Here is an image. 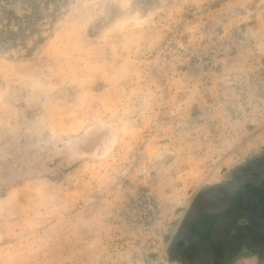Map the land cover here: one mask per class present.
Masks as SVG:
<instances>
[{"label":"rangeland","instance_id":"374dc122","mask_svg":"<svg viewBox=\"0 0 264 264\" xmlns=\"http://www.w3.org/2000/svg\"><path fill=\"white\" fill-rule=\"evenodd\" d=\"M263 173L264 0H0V264H184Z\"/></svg>","mask_w":264,"mask_h":264},{"label":"flooded vegetation","instance_id":"af4514ba","mask_svg":"<svg viewBox=\"0 0 264 264\" xmlns=\"http://www.w3.org/2000/svg\"><path fill=\"white\" fill-rule=\"evenodd\" d=\"M257 184L239 183L238 187L232 193L228 208L222 210L210 209L202 212L194 218V225L191 233L183 238L174 241L171 254L174 258L182 261L184 264H234L236 258L242 253L243 247H256L260 256L264 254V239L257 236L251 238L243 236L241 230L244 225L237 224L240 218V212L244 208H239L236 197L242 195L247 188L251 191L253 198L244 202V205L258 208L259 216H264V173L257 175ZM240 180V179H239ZM236 181L229 184H234ZM240 210V211H239ZM250 211L251 209H244ZM232 212V213H230ZM257 214V215H258ZM230 219L233 225L229 230V238L222 236L221 232H226V221ZM251 227L249 224L246 228ZM250 229V228H249ZM186 231V230H185ZM187 232H189L187 230ZM226 238L224 242L221 239ZM204 243L203 245H198Z\"/></svg>","mask_w":264,"mask_h":264}]
</instances>
